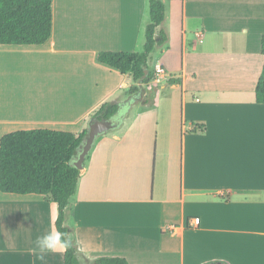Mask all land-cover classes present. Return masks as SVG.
Listing matches in <instances>:
<instances>
[{"label":"crops","instance_id":"1","mask_svg":"<svg viewBox=\"0 0 264 264\" xmlns=\"http://www.w3.org/2000/svg\"><path fill=\"white\" fill-rule=\"evenodd\" d=\"M160 1L157 32L168 41L151 53L164 71L156 102L128 93L130 73L96 61L99 52L142 51L147 0H52L43 45H0V138L32 129L79 135L103 104H117L107 119L114 128L94 142L66 210L78 255L264 264V105L254 96L264 0ZM38 61L50 93H60L43 116ZM57 213L42 196L0 192V264H63L64 249L35 246L56 232Z\"/></svg>","mask_w":264,"mask_h":264},{"label":"trees","instance_id":"2","mask_svg":"<svg viewBox=\"0 0 264 264\" xmlns=\"http://www.w3.org/2000/svg\"><path fill=\"white\" fill-rule=\"evenodd\" d=\"M148 23L144 30V44L139 53L99 52L96 61L125 74L130 73L134 86L129 94L141 95L143 86L154 79L148 64L156 47L164 46L167 34L157 28L164 22L165 9L160 0H147ZM52 0H0V45L40 46L51 36ZM263 57L261 73L255 86L257 104L264 105V36L260 40ZM147 75L143 78L144 71ZM179 79L169 78L167 85L180 84ZM147 97V96H146ZM145 103L150 102L145 98ZM119 111V105L103 104L94 114L107 120ZM86 136V129L79 135L48 129L19 130L0 138V192L11 195H38L57 206L55 231L63 233L68 241L69 230L64 226L69 200L74 196L80 170L72 166L77 149ZM63 264H128L120 257H99L88 261L78 255L70 242L64 249Z\"/></svg>","mask_w":264,"mask_h":264},{"label":"rangeland","instance_id":"3","mask_svg":"<svg viewBox=\"0 0 264 264\" xmlns=\"http://www.w3.org/2000/svg\"><path fill=\"white\" fill-rule=\"evenodd\" d=\"M156 52V51H155ZM156 57L154 54H151V56L149 57L148 60V64L151 68V71H153V65L156 61ZM37 109H38V115L43 116L44 114V109L46 107V105L48 104L47 99L51 98L52 100L54 98H59L60 97V93H50V84L52 85V83L50 82L49 79L44 78V66L41 62L38 61L37 63ZM17 80V81H16ZM16 84H18V82L20 81V78H16ZM21 82V81H20ZM163 85H158L155 84L153 81L148 83L147 86H144V90L146 91V98L147 101L150 103H154L157 100V97L160 96V94H157L158 91L161 92V88Z\"/></svg>","mask_w":264,"mask_h":264},{"label":"water","instance_id":"4","mask_svg":"<svg viewBox=\"0 0 264 264\" xmlns=\"http://www.w3.org/2000/svg\"><path fill=\"white\" fill-rule=\"evenodd\" d=\"M147 75V70L144 71V75L142 80L140 81L139 86L141 85V82ZM114 128V125L111 120H98L97 118L93 117L89 122L86 129V136L82 140L81 144L79 145L76 155L72 160V166L75 167L78 170H82L83 163L90 152L92 146L94 145V142L98 137L101 135L107 133L108 131L112 130ZM211 264H223L222 262H214Z\"/></svg>","mask_w":264,"mask_h":264},{"label":"clouds","instance_id":"5","mask_svg":"<svg viewBox=\"0 0 264 264\" xmlns=\"http://www.w3.org/2000/svg\"><path fill=\"white\" fill-rule=\"evenodd\" d=\"M69 243L63 239V233L56 231L39 236L35 241V246L41 253H45L58 249H67Z\"/></svg>","mask_w":264,"mask_h":264},{"label":"built area","instance_id":"6","mask_svg":"<svg viewBox=\"0 0 264 264\" xmlns=\"http://www.w3.org/2000/svg\"><path fill=\"white\" fill-rule=\"evenodd\" d=\"M154 71V79L153 82L155 84H159L161 81H163L164 71L160 66H155L153 68ZM199 221L196 219L193 221L194 225H198Z\"/></svg>","mask_w":264,"mask_h":264}]
</instances>
